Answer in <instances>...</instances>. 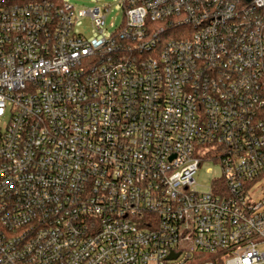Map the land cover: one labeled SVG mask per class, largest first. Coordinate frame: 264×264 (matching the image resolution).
Listing matches in <instances>:
<instances>
[{
    "label": "built area",
    "instance_id": "2783aa9c",
    "mask_svg": "<svg viewBox=\"0 0 264 264\" xmlns=\"http://www.w3.org/2000/svg\"><path fill=\"white\" fill-rule=\"evenodd\" d=\"M119 3L0 0V264H264V0Z\"/></svg>",
    "mask_w": 264,
    "mask_h": 264
},
{
    "label": "rangeland",
    "instance_id": "374dc122",
    "mask_svg": "<svg viewBox=\"0 0 264 264\" xmlns=\"http://www.w3.org/2000/svg\"><path fill=\"white\" fill-rule=\"evenodd\" d=\"M78 12L81 9H90L93 7L106 8V25L104 27V35L109 36L119 27L124 20V9L119 0H68ZM75 30L85 34L87 37L102 38V34L96 31L92 25L89 16L80 17L76 22ZM198 155L204 157V149L197 150ZM222 174L221 167L218 163L203 161L195 175L197 186L200 190L206 191L214 178L220 177Z\"/></svg>",
    "mask_w": 264,
    "mask_h": 264
}]
</instances>
